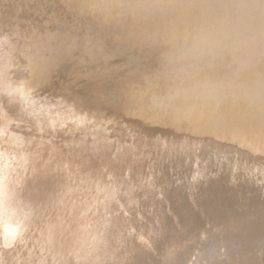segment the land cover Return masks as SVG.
Instances as JSON below:
<instances>
[{
  "label": "bare ground",
  "instance_id": "1",
  "mask_svg": "<svg viewBox=\"0 0 264 264\" xmlns=\"http://www.w3.org/2000/svg\"><path fill=\"white\" fill-rule=\"evenodd\" d=\"M41 1L0 0V89L22 84L25 97L0 91V157L25 229L7 246L0 241V264H264V170L214 157L187 160L174 149L185 143L183 131L211 148L237 146L248 160L264 159V46L242 53V61L233 49L246 18L225 16L227 23L187 37L190 0H101L125 12L123 25L112 23L122 25L119 37L107 44L111 30L105 35L95 17L99 26L88 27L85 17L87 27L78 24L80 13L70 14L77 23L69 25L56 13L36 19L44 16ZM143 54L164 68L157 79L162 93L145 87L152 116L192 125L138 132L52 81L59 73L104 68L115 56H129L130 64ZM214 61L219 65L210 69ZM237 64L240 78L225 69ZM129 112L149 116L143 107ZM147 135L171 141L158 145Z\"/></svg>",
  "mask_w": 264,
  "mask_h": 264
},
{
  "label": "rangeland",
  "instance_id": "2",
  "mask_svg": "<svg viewBox=\"0 0 264 264\" xmlns=\"http://www.w3.org/2000/svg\"><path fill=\"white\" fill-rule=\"evenodd\" d=\"M187 1L189 3L191 1L193 3V4L190 3V6H188L189 14L190 15L192 14L191 15L192 21H191L190 27H189L190 32L186 33L187 37L197 36L200 34L199 33L200 31L202 32L206 28L210 29L211 27H213V25H218L219 23H224V22L227 23V20H228V22L229 21H239V20H243V18H246L244 25H242V27L240 29L241 35H242L240 38H242V40L237 41L236 46L233 48L234 53L236 52L235 54H237L239 56L242 53H244L246 55L247 54L246 52H249L252 54L253 52H255L257 47L259 48V47L264 46V38H263L264 35H262V34H264V23H263V21H264V15H263L264 14V0H249V1L248 0H221V2H219V3H214L212 0H195V1L194 0H190V1L187 0ZM43 2H44V4H43ZM42 4H43V6H42ZM50 4H52V5H50ZM56 4H57V6H55ZM58 5H59V8H58ZM41 7L44 9L45 12H44V16H42L43 14H40V15L36 14L35 17L38 20L46 19V17L50 16L51 14L56 13V15H58L59 18L61 20H63L62 23H65L66 20H71L69 22L73 21V24H75V23H77V22H75V19L79 18L81 15L83 19L85 17V19L88 18V19H91L92 21L88 20L90 23L87 24L86 22H88V21L87 20L85 21V19L83 20L80 17L79 19H77L78 22L80 20V22L78 24L81 23L80 25L83 24L84 27L87 24L89 27V24L93 25V26H99L97 23H101L100 24L101 26H99L101 28H102V26L104 28L107 27V25H109L111 21H112L111 24L114 21H116L117 24H121L123 21H125V16H124L125 12L123 11V9H116L114 7H109L107 9V5H104V1H101V0H46V1L42 0L41 1ZM52 7H53V9H55V11L51 12V10H53V9H50V8H52ZM54 7H57V8H54ZM70 7L72 8V10H74V9L76 10L77 8L78 9L76 11L75 10L72 11L70 9ZM61 8H63V10ZM48 9H50V10H48ZM67 9H69V10H67ZM221 10H222V12H221ZM46 11H48V13ZM69 11L71 13H69ZM224 11L226 12V14ZM103 12H106L105 16L103 15ZM79 13H80V15H79ZM211 13H213V15ZM220 13H221V15H220ZM70 14L74 15L75 19ZM78 15H79V17H78ZM218 15L220 16V18L218 17ZM232 15H234V16H232ZM37 16H41V17H39L40 19ZM61 16H62V18H61ZM195 16H197L198 19ZM225 16H228L229 19ZM245 16H247V17H245ZM94 17H95V19H97L96 20V22L98 21L97 23L93 22L95 20ZM258 17H259V19H258ZM194 18H196V19H194ZM226 18H227V20H226ZM72 19H74V20H72ZM81 19H82V21H85V22L82 23ZM121 19H123V21ZM210 19H211V21H210ZM214 19H216L217 21ZM230 19H232V20H230ZM118 20H119V22H117ZM198 20H200V21H198ZM221 20H222V22H221ZM207 21H208V24H207ZM67 23H65V24H67ZM94 23H96V24H94ZM105 24H106V26H105ZM114 24H115V22H114ZM114 24L110 25V27L112 26L111 28L108 26L109 29L108 28H105V29L102 28L103 29L102 31L105 35L108 33V31L111 30L108 33L111 35V37H108V34L106 37L107 39H110V41L107 40V44H110V42L117 40V38L119 37V34H116L117 37H115V33H120V31L122 29L121 26L123 25V23L121 26L116 24V27L114 29H112L114 27ZM67 25H69V23ZM70 25H72V23ZM87 25H86V27H87ZM198 25H199V27H198ZM205 25H208V26H205ZM256 25L258 27H256ZM250 26L253 30H250L251 29ZM194 27H196L197 29ZM200 27H202V28H200ZM255 27H256V30H254ZM119 28H121V29H119ZM104 30H106V33ZM206 30H208V29H206ZM252 31H254V32H252ZM96 32L97 31L95 30L94 33L97 34ZM113 32H114V34H113ZM245 32H246V34H245ZM248 32H250V33H248ZM252 33H254V34H252ZM195 34H197V35H195ZM248 34L250 36L249 38L251 40L253 38L254 41L248 40ZM260 34L262 36H260ZM190 35H192V36H190ZM245 35L247 37H245ZM253 35H254V37H253ZM113 36L115 39L113 38ZM256 37H258V39ZM257 41H259V43H257ZM238 43H239L240 47H239ZM252 43H254V44H252ZM144 44L148 45L149 43L144 42ZM261 44H262V46H261ZM217 50H218L217 51L218 60L224 61L225 55H226V50L222 49V48H219ZM130 54H129V56L131 57V59H133L134 57H132V56H135V54L132 53V56ZM144 55H146V54H143L142 56L144 57ZM129 56H127V57L115 56V57H113L114 59H112V58L108 59L107 66H104V68H106V69L103 68V65H101L102 69L99 67L100 65H98V66H93L94 68L91 67L86 72H81V74L75 73V74L71 75V74H67L65 72L59 73V74L54 76L52 81L54 82V86L56 88L57 87L58 88L62 87L64 89L66 88L65 89L66 93L72 95L73 98L84 99L87 101H91L93 103H97V104L101 105L104 109H106L108 114L111 112H115L116 114H118V116L122 119L123 122L131 125V127L136 129L137 131L139 130L138 132H140V129H142V130L146 129V127H149V128L158 127L162 131L174 132L175 130L177 131V129L180 130V128L183 129L184 127H188V125H192V122H190L189 120L180 121L177 119L167 118V117L157 119V118H154L152 116L153 114H155L156 108H155V104L152 101H150V97H149L148 93L145 91V87L148 85H153L155 87V91L157 94L162 93L163 81H158L157 79H158V76L160 75L161 71L164 70V68L162 67L163 65L161 64V62H158L156 60V58H152V60H153L152 61V60H150L151 58L147 56V57H144V58L148 59L147 61H146V59L144 61L143 57H141V59H138L140 61L136 60V58H135L136 61L133 60L134 61L133 63L130 61L131 62L130 64L133 65V66L131 65V68H130V64H128L129 60H130ZM123 58L125 60L128 59V61H125ZM239 59H240V61H242L244 58L240 56ZM215 62L216 61H214L213 64H211L209 66L210 69L215 66L214 65V64H216ZM140 63L143 66L139 65ZM148 63H151V64H148ZM121 64L123 65L122 69H121ZM134 64H137V65L134 66ZM110 67H111V69H110ZM135 67L139 70H137ZM237 67H238V69H237ZM239 67H240V65L237 64V65H233V67H232V65L228 66L225 69L226 70L230 69L231 71H234L235 72V78H240V77H242V75H240V73H239ZM98 68L100 69L99 72H97L95 70V69L98 70ZM133 68L135 71L133 70ZM91 69L95 70V71L91 72L92 71ZM128 69H129V71H128ZM130 70H131V72L132 71L133 72L129 73ZM110 72H111V74H110ZM94 73H96V75L97 74L98 75L95 77V79H93V78L91 79L92 76L90 74L95 75ZM101 74H103L104 76ZM88 76H89V79H88ZM98 76H99V79H97ZM100 76H102L103 78H101ZM262 78L264 80V74H263ZM107 80H109V81H107ZM103 81H105V82H103ZM110 81H112L111 82L112 84L109 83ZM107 83H109V84H107ZM111 85H113V86H111ZM105 90H107V91L105 92ZM122 92H124V94L121 96ZM111 93L113 95H111ZM117 95H119L118 98H117ZM169 97L165 96V98H169ZM172 100H174L173 97H172ZM112 103H114L115 106ZM118 105H119V107H117ZM139 107H143L146 111H148L151 114L148 113V115H149L148 117L137 118V117H135V115L133 113L129 112V110H133V109L139 108ZM119 110H121V111H119ZM126 110L128 111V114L126 113ZM124 113H125V115H124ZM130 113H131V115H130ZM125 116H127V117H125ZM133 116L135 119L133 118ZM122 124H124V123H121V125ZM182 133H184L183 137L185 139L184 140L185 143L182 146L175 143L174 149L179 150L180 154L187 160H192V159H196V158H213L214 157L215 159H217V158L223 159L225 161V163H227L228 165L231 163L230 165H235V166L241 167V168L246 169V170H254V169L264 170V159H262L260 161L259 160L253 161L250 159L248 160V159H246L247 157L244 155V152L242 150H240L237 146L231 150H220V149L218 150L215 148H211L206 143V141H199L198 142V141L194 140V136L190 132H183L182 131ZM147 137L150 139L151 142H154L155 144H158V145L170 143V141H171V139L168 136H164L162 138L161 137L160 138H157V137L153 138L154 136L151 137L150 135L149 136L147 135ZM205 140H207V139H205ZM214 175H215V173H214Z\"/></svg>",
  "mask_w": 264,
  "mask_h": 264
},
{
  "label": "clouds",
  "instance_id": "3",
  "mask_svg": "<svg viewBox=\"0 0 264 264\" xmlns=\"http://www.w3.org/2000/svg\"><path fill=\"white\" fill-rule=\"evenodd\" d=\"M22 84L14 85L11 89L4 87L0 89L5 94L19 96L21 100L25 99L20 95L19 89ZM3 158L0 157V241L5 243V246L19 239L24 233V224L16 215L11 201L7 195V171L8 165L3 163Z\"/></svg>",
  "mask_w": 264,
  "mask_h": 264
}]
</instances>
